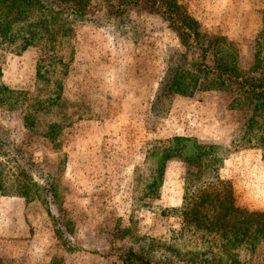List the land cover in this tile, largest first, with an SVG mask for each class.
<instances>
[{"label":"rangeland","instance_id":"rangeland-1","mask_svg":"<svg viewBox=\"0 0 264 264\" xmlns=\"http://www.w3.org/2000/svg\"><path fill=\"white\" fill-rule=\"evenodd\" d=\"M179 1L203 32L223 37L243 70L263 73L264 0ZM72 32L58 47L60 62L45 54L39 78L41 48L0 45L4 82L22 92L0 103V130L33 162L26 181L16 158L0 160L11 192L0 202V264H120L131 250L154 263L223 264L232 253L242 264H264V239L227 255L222 238L192 214L204 190L211 195L200 210L209 216L219 211L215 193L264 211L262 144L248 139L252 103L229 86L191 97L162 91L183 47L157 13L78 21ZM29 106L38 109L27 114ZM175 135L219 145L224 165L200 180L198 162L174 156L158 185L150 151ZM25 187L27 195L17 194Z\"/></svg>","mask_w":264,"mask_h":264},{"label":"trees","instance_id":"trees-1","mask_svg":"<svg viewBox=\"0 0 264 264\" xmlns=\"http://www.w3.org/2000/svg\"><path fill=\"white\" fill-rule=\"evenodd\" d=\"M142 11L161 15L183 47L177 51L176 65L174 66L173 62L168 65L160 89L191 97L198 91L214 90L222 86L231 87L237 96L247 99L253 105L247 123L248 130H255V134L248 139L255 138L261 142V157L264 158V71L259 74V66L253 70H243L236 52L224 42L223 37L203 32L200 22L179 0H105L99 4L93 0H0V45L17 47L19 52L32 47L41 48L43 55L36 66L39 78L43 77L42 69L47 61L45 54H50L49 57L53 58H48L51 65L60 62L58 47L64 38L73 33L75 22L86 20L102 25L103 19L109 22L121 21L131 13ZM3 77L4 71L0 65V103L16 102L22 92L6 84ZM61 82V79L56 81L58 91L63 89ZM30 108L31 106L27 114ZM37 109L30 110V113H35ZM14 147L13 142L0 130V160L4 157L16 158L14 166L17 178L32 180V159L24 157L21 151L15 150ZM219 149V145L204 144L181 135H175L162 145L155 146L150 151V156L155 157L159 163L155 169L156 174L159 171L158 185L163 181L166 161L174 156L198 162L199 167L195 175L200 180L205 170H219L226 160L220 155ZM226 184L231 185L229 181ZM26 187L17 194L27 195ZM9 190L10 188L0 180V191L7 194L11 193ZM186 190L188 195V187ZM210 195L211 193L204 190L194 202L192 214L198 222L222 238L227 255L230 249L243 244L254 251L256 244L264 239V211H252L245 206H236L230 194L215 193L214 200L210 202H215L219 211L209 216L200 208L205 207ZM237 212L238 218L233 216ZM120 257V264H179L154 263L145 254L132 250ZM221 260L219 262L223 264H242L232 253L227 259Z\"/></svg>","mask_w":264,"mask_h":264},{"label":"crops","instance_id":"crops-1","mask_svg":"<svg viewBox=\"0 0 264 264\" xmlns=\"http://www.w3.org/2000/svg\"><path fill=\"white\" fill-rule=\"evenodd\" d=\"M4 195H7L6 193H2L0 191V202H1V199L4 198L5 196ZM1 204V203H0ZM0 208H1V205H0ZM0 215H1V211H0Z\"/></svg>","mask_w":264,"mask_h":264}]
</instances>
